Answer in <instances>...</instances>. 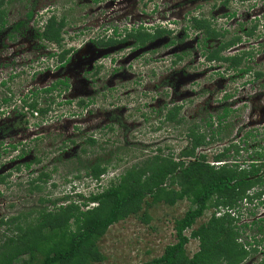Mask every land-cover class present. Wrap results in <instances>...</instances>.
I'll return each instance as SVG.
<instances>
[{"label": "rangeland", "instance_id": "1", "mask_svg": "<svg viewBox=\"0 0 264 264\" xmlns=\"http://www.w3.org/2000/svg\"><path fill=\"white\" fill-rule=\"evenodd\" d=\"M33 1L38 9L36 24L39 21L45 23L52 13L67 16L65 39L68 41L63 42L67 43L64 47L54 45L56 55L67 47L81 49L87 45L90 36L112 34L115 28L123 34L129 27L144 26L151 29L160 25L171 33L143 47L135 48V41L129 38L109 49L97 51L96 55L101 56L102 61L109 66L104 67L108 72L113 67H121V75H125L128 72L124 69L130 60V75L122 77L107 73L101 83L92 82L86 86L83 82L79 83L77 73L70 70V89L61 94L59 88L55 90L58 98L54 108L52 106L51 117L45 121L35 115L25 121L22 119L21 126L30 127V137L27 135L30 143L28 140L22 141L28 145V149L34 147V152L24 162L30 161L31 157L40 158L41 162L33 165L34 171H44L43 179H48L42 183L43 191L31 192L33 185L30 179L37 172L30 177V168L22 165L19 167L23 169L22 173L18 174L13 167L18 160L14 158L18 152L13 148L0 149L4 153L1 160L6 164L7 172L12 174L6 181L0 180V217L27 211L31 207H52L51 202H40L41 196L60 200L59 204L66 203V197L84 199L91 192H99L109 186L124 169L155 154L157 148H162L164 154L174 153L178 156L190 142L187 137L190 126L199 125L207 129L208 139L216 133L210 145L198 150L199 154H207L210 163L215 162L214 154L232 144L239 146L241 151L237 153L234 148L231 149L229 158L232 159L234 155L243 167L252 160L264 159V29H258V33L252 37L246 34V30L256 22L254 16L264 14V0L241 2L237 8L240 13L233 18L226 17L227 10L220 4L221 0H118V3H115L117 0H7L8 24L23 18L27 11L24 4L31 7ZM231 6L235 7L233 2ZM197 10L218 18V23H221L219 27L226 31L225 40L235 34L242 36L243 41L227 48L223 54L232 56L249 52L243 64L251 67L248 72L243 74L240 69H225L228 64L224 61H216L214 66L208 67L209 64L200 55L205 50V44L201 42L202 45L196 48L194 35L192 40L189 35L182 44H176L181 31L179 26L190 27L192 22L188 17ZM187 30L192 33L195 31L191 28ZM28 34L4 41L12 47L6 52L0 50V56H6L0 64L5 61L10 63L7 56L15 52L17 44L14 43L21 40L24 45L35 44L32 33ZM221 40L217 39L213 46ZM174 51L184 52V59L176 64L172 63L176 58L175 53H172ZM89 52L95 55L93 49H89ZM25 55L30 56L29 53ZM112 58L116 61L111 64ZM54 59L58 60V57ZM51 64L58 65L52 61ZM19 67L14 68L19 70ZM58 71L59 68L55 71V78H58ZM257 71H262L263 75L255 76ZM55 78L50 76L46 79L49 82ZM46 79L44 83L37 84L38 87H43L47 83ZM30 81L23 79L21 85H12V90L18 92L17 102L31 87ZM226 95L229 97L224 100ZM67 98L73 99V103L64 104ZM81 100L84 106L77 105ZM174 103L183 105L180 116L184 120L180 125L165 121V111L161 110ZM19 104L22 105V102ZM224 106L232 108V112L223 123H219L217 115L223 113ZM70 111L73 113H68ZM209 122L213 123L215 129L210 128ZM69 137L70 142L64 143ZM90 137L96 138L94 145L88 143ZM18 139H21L19 134H14L2 140L15 142ZM257 151L262 155L255 154ZM110 158L114 159L115 164H112L116 166L111 165L101 180L86 176L87 168L94 162ZM144 206L151 216L149 222L142 219L144 211H141L139 215H130L112 224L100 239L99 248L107 257L106 264H145L160 257L167 245L177 241L175 222L184 216L191 203L185 198L175 205L162 202ZM222 208L207 209L193 227L185 231L186 234L191 236L192 229L207 222L213 212L222 211ZM238 210L239 222L247 223L243 240H253L261 246L258 252H250V257L242 264H259L264 260V206L255 199L252 202L244 199ZM199 246L200 240L190 237L187 244L189 255L198 251Z\"/></svg>", "mask_w": 264, "mask_h": 264}, {"label": "trees", "instance_id": "2", "mask_svg": "<svg viewBox=\"0 0 264 264\" xmlns=\"http://www.w3.org/2000/svg\"><path fill=\"white\" fill-rule=\"evenodd\" d=\"M5 2L6 0H0V28L7 23L8 11L4 8ZM32 15L30 11L28 18ZM190 21L192 24L188 28L201 34L199 41H203L205 45L208 39H222L216 47L205 52L209 60L224 61L228 64L227 69L233 71L240 69L246 73L251 69L250 66H243L244 58L249 56V52L232 56L223 54L227 48L242 41L241 35L235 34L225 40L226 31L213 26L211 19L195 16ZM67 23L65 14H51L44 23L41 38L55 43L58 47H64ZM256 29L257 26L254 25L246 30V34L254 36ZM169 32L170 30L161 26L151 28V31L140 26L126 33L127 36L121 41L132 38L135 41L134 47H143ZM119 41L118 38H110L107 41L102 39L99 43L111 44ZM68 53L69 49L63 48L59 60L63 61ZM262 75V71L255 74L258 77ZM68 87L67 80L58 79L52 88L45 91L58 88L63 91ZM37 104L38 101L31 104L34 111L45 116L48 108H38ZM182 109V104H175L161 110L165 111V121L180 125L184 120L180 116ZM230 111L228 106H224L223 113L217 115L218 122L223 123ZM209 125L215 129L212 122ZM207 131L199 125L190 126L187 133L190 142L178 156L174 153L164 154L162 148H157L155 154L124 169L109 186L102 191L91 192L84 199L66 197L67 202L59 204L60 200L41 196L40 202H51L52 207H31L27 211L1 216L0 229L3 231L0 232V264H106L107 257L100 250L99 241L112 224L130 215H139L141 211H144L142 219L149 222L151 216L144 205L162 202L175 205L185 198L190 201L191 206L175 222L177 241L167 245L160 257L145 264H242L250 257V252H258L259 247L254 246L255 243L250 240H243L247 223L239 222L241 219L240 216L237 217L238 208L244 199L252 202L264 194V159L252 160L243 167L234 155L232 159L229 158L231 149L234 148L237 153L241 151L239 146L232 144L214 154L215 161L224 163L212 164L206 153L198 154V149L210 145L216 136L214 132L208 139ZM88 143L94 145L96 138L90 137ZM255 154L262 155L260 151ZM113 160L98 159L87 168L86 176L101 180L111 165L115 164ZM44 176L45 173L30 182L33 185L31 192L40 193L44 190L42 183L48 179H43ZM1 181H4L3 177ZM252 189L253 192H250ZM91 203L94 205L90 206ZM212 207L226 209L221 215H217V211L213 212L207 222L192 229L191 236H188L185 231L192 228L197 219ZM190 237L200 240L199 249L192 256L187 251ZM259 264H264V260Z\"/></svg>", "mask_w": 264, "mask_h": 264}, {"label": "flooded vegetation", "instance_id": "3", "mask_svg": "<svg viewBox=\"0 0 264 264\" xmlns=\"http://www.w3.org/2000/svg\"><path fill=\"white\" fill-rule=\"evenodd\" d=\"M28 3V1H27ZM36 2L33 1L31 7H26V4H24L25 8H27V11L24 13L23 18L17 19L14 21L12 24H8V17H9V9H7L8 14H7V23L0 28V50L6 52L7 50L11 49V45H7L4 41L7 39H10L15 36H28V33H32V39L35 42V44L29 43V44H23V42L20 40L17 44V47L14 49L15 52L10 54L8 59H10V63L6 62L4 64H0V149L8 150V148H13L14 151H17L18 154L14 157L15 159H18L15 165L13 166L14 169H16V172L18 174L22 173L23 169H19L20 166L25 165L26 168H30V177H32L35 172L33 165L39 164L41 162L40 158L36 157H31L32 159L28 162H24L31 153L34 152V147L28 149V145H24V141L22 140H28V143H30L29 139H27V135H29V129L30 127L28 126H21L23 123L22 119L24 118V121L26 118L32 116L31 111H34V107L31 105L33 102H37V107L38 108H43L47 107L48 111L46 112L45 116L50 117L51 116V106L54 107L55 105V100L57 99V95L55 94V90L51 89L49 91H45V89H49L53 87V84L56 80L58 79H63L67 80L69 82V72L70 70L74 71L77 73L78 76V82L79 83H84L86 86H88L92 82L96 83H101L103 79L105 78V74L110 73V75H118V76H127L130 75V60L128 61V64L125 66V71L128 73H125V75H121L123 70L120 68L113 67L110 72H108L107 69L109 66L106 65L102 61V57L99 55H96L97 51L102 50V49H109V47H113L114 44L116 43H123L126 41H121L123 40L124 37L127 36L128 32H130V27L126 28L124 30L123 35L120 38V32L115 29H113L112 34H105V33H99L97 36L92 35L90 36V40L87 43V45L81 49L77 48H70L67 47L66 49H69V53L67 54L66 58L63 59V61H60V54L56 55V50H55V43L46 40L44 38H41V34L44 31L43 26L44 22H38V26L36 24V19L37 17V5L35 4ZM118 3V0L117 2ZM7 0L4 4V8H7L6 6ZM188 5L186 4L185 7ZM184 7V8H185ZM32 11L33 15L31 18H28V13ZM193 11V10H192ZM53 14V13H52ZM39 15V14H38ZM198 17V18H208L213 21V26L219 27L221 23H218V18L215 19V16H210L207 14H204L202 11L197 10L195 13H193L190 17H188V20H190L192 17ZM212 17V18H211ZM28 18V19H27ZM23 20V23L20 24V22ZM27 20V21H26ZM25 21V23H24ZM192 22V21H191ZM174 24H177V22H174ZM17 25L18 27H16ZM155 25L154 27L156 28ZM160 26V25H159ZM162 27V26H161ZM180 32L177 37L176 44H182L184 42V39L188 38L189 35H191L190 39H193L194 35V43L196 48L201 46L202 43L199 41L201 34L194 31V33L189 32L188 26H184L183 28L179 26ZM163 28V27H162ZM193 29V28H191ZM147 30L151 31V29L147 28ZM222 30H225L222 28ZM174 31V30H173ZM171 32V31H170ZM127 33V34H126ZM165 35V34H164ZM163 35V36H164ZM188 36V37H187ZM162 37V36H161ZM110 38H118L120 39L119 42L116 43H111V44H100L99 42L104 39L105 41L109 40ZM160 38V37H159ZM158 39V38H156ZM155 39V40H156ZM6 40V41H7ZM28 41L30 39L27 38ZM217 39H208L207 44L205 45V50L203 48V52L200 54L201 57H204L205 60L204 62L209 64L208 67H212L215 64V60H209L207 58V54L205 52L209 49H213L217 45L213 46V43ZM65 42L68 41V39H64ZM63 41V42H64ZM154 41V40H153ZM151 42V41H150ZM203 42V41H202ZM197 43V44H196ZM211 43V46H210ZM67 44V43H66ZM64 44V46L66 45ZM167 42H165L166 46ZM58 46V45H56ZM138 47V46H137ZM168 47V46H167ZM18 48V49H17ZM136 48V47H135ZM89 49H93V52L95 55H91L89 52ZM3 52V53H4ZM62 52V51H61ZM29 53L30 56H26L25 54ZM174 56L176 57L174 62L176 64L177 61H181L184 59V52H172ZM55 56L58 57V60H55ZM107 55H104V57ZM6 56L1 55L0 56V61L3 60ZM130 59V58H129ZM52 62H57L56 64H51ZM111 64L116 61L115 58H112ZM19 70L15 69L14 67H17L18 65ZM43 65V67L39 66ZM121 66V64H120ZM105 67V68H104ZM123 67V66H122ZM53 68V69H52ZM56 68V69H55ZM59 68V71L57 72L58 78H55L56 76V70ZM228 67H225L227 69ZM55 69V71H54ZM109 75V76H110ZM54 77L55 79H52L48 82V77ZM81 77V79H80ZM29 78V80L27 79ZM47 78V79H46ZM25 79V81H30L31 82V87L27 88V92L24 96L18 99L17 102V97H18V92L15 90H12V85L16 83H20ZM44 79L47 80L46 84H43V87H38L37 84H42L44 83ZM34 81V82H33ZM35 84L36 86H33ZM83 85V84H82ZM21 89V88H20ZM70 89V82H69V87L68 89H64L63 91L60 90V94L66 90ZM9 100V101H8ZM27 100V102H26ZM67 100H71L73 102V99L67 98ZM224 100H226V97L224 96ZM22 102V105L19 104V102ZM14 103V104H13ZM80 103V102H79ZM176 104V103H174ZM13 105V107H12ZM41 105V106H40ZM80 105L84 106V103H81ZM23 106V107H22ZM12 107V108H10ZM29 115V116H28ZM34 116V113H33ZM35 117V116H34ZM14 134H19L20 140L18 141H10L6 142L4 141L5 139L13 136ZM24 136V137H23ZM30 137V135H29ZM4 139V140H2ZM70 142V137L68 140H64V143H69ZM61 154V153H60ZM59 154V156H60ZM34 156V155H32ZM4 157V153L2 150H0V180L3 177L4 180L6 181L10 174V172H7V167L6 164L2 162L1 158ZM38 159L40 161H38ZM24 168V169H26ZM44 170V169H43ZM44 171L40 170V172H37V175L31 178L30 180L38 179L40 175H42ZM256 201L258 198L255 199ZM259 203H261L264 206V194L262 197L259 199Z\"/></svg>", "mask_w": 264, "mask_h": 264}, {"label": "clouds", "instance_id": "4", "mask_svg": "<svg viewBox=\"0 0 264 264\" xmlns=\"http://www.w3.org/2000/svg\"><path fill=\"white\" fill-rule=\"evenodd\" d=\"M226 0H221V2H220V4H222V7H224L226 10H227V12H226V17L227 18H233V17H235L236 16V14H237V12L239 11L237 8H238V4H240L241 2H246V1H248V0H230L227 4L226 3H224ZM251 1V0H250ZM232 2L234 3V5H235V7L233 6H231L232 5ZM256 3V2H255ZM255 20H256V22L252 25V27L254 26V25H256L257 26V29H256V31H255V33L257 32L258 33V29H260V31L262 30V29H264V14H262L261 16H257V17H255ZM263 20V21H262ZM261 25H263V28L261 27ZM139 28V27H138ZM143 28H144V26H143ZM218 28H223V27H218ZM132 29H134V28H131L130 29V31L132 30ZM254 36H255V34H254ZM248 37H252V36H248ZM249 39V38H248ZM242 41H243V39H242ZM224 53V52H223ZM224 55H226V54H224ZM174 61V60H173ZM212 61V60H211ZM243 74H245V73H243ZM57 98H58V96H57ZM73 102L72 101H66V103H64V104H72ZM56 104V103H55ZM60 104H62L61 102H60ZM77 105L79 106L80 105V103L78 102L77 103ZM175 105V104H174ZM173 105V106H174ZM55 106V105H54ZM183 106V105H182ZM23 107V106H22ZM168 107H172V106H168ZM229 107V106H228ZM54 108V107H53ZM230 108V107H229ZM162 109V108H161ZM231 109V111L230 112H232V108H230ZM71 111H73V110H71ZM68 112V113H73V112ZM53 112V109H52V106H51V113ZM33 113H34V115L38 118H42L41 120L42 121H45L46 119H47V117L48 116H41L40 114H39V112L38 111H31V114H32V116H33ZM70 115H73V114H70ZM51 117V116H50ZM49 118V117H48ZM38 124L39 123H42V122H37ZM226 146H228V145H226ZM225 147V146H224ZM223 147V148H224ZM201 148V147H200ZM199 150V149H198ZM199 154V153H198ZM221 163H224V162H220V161H213L212 162V164H221ZM80 193V192H79ZM246 201H247V199H245ZM259 201V199L256 201V202H258ZM224 209V208H223ZM251 242H253V244H254V241L253 240H251ZM256 244H254V246H255ZM256 246H258V247H261L260 245H256ZM263 259V258H262Z\"/></svg>", "mask_w": 264, "mask_h": 264}, {"label": "built area", "instance_id": "5", "mask_svg": "<svg viewBox=\"0 0 264 264\" xmlns=\"http://www.w3.org/2000/svg\"><path fill=\"white\" fill-rule=\"evenodd\" d=\"M238 13H240V12L238 11L237 14H238ZM257 16H261V14L255 15L254 18L257 17ZM262 21H263V20H262ZM261 27L263 28V25H261ZM262 30H263V29H262ZM222 209H223V208H222ZM223 212H225V208H224L222 211H218V212H217V215H221ZM233 213H234V212H233Z\"/></svg>", "mask_w": 264, "mask_h": 264}]
</instances>
